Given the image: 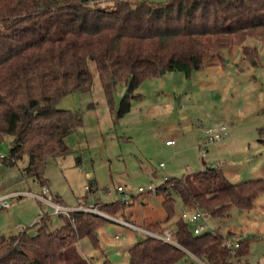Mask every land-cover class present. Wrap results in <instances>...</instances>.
Instances as JSON below:
<instances>
[{"label":"trees","instance_id":"trees-1","mask_svg":"<svg viewBox=\"0 0 264 264\" xmlns=\"http://www.w3.org/2000/svg\"><path fill=\"white\" fill-rule=\"evenodd\" d=\"M0 0V144L10 147L0 165L10 168L23 158L21 177L47 187L44 172L70 153L67 136L82 126L79 112L59 109L60 100L91 91L95 66L107 104L113 106L116 85L127 87L117 116L130 111V93L160 72H182L188 78L223 49L239 46L255 64L264 45V0ZM162 197V221L149 224L159 233L174 229V239L207 264H241L249 256L250 240H239L229 253L224 235L215 229L194 235L181 217L174 219L175 199L184 208H198L224 221L233 209L255 207L264 195V178L231 183L219 168H205L166 179L156 188ZM56 201L59 202L56 198ZM122 201L100 205L113 216ZM51 228L42 214L32 227L0 235V264H87L79 250L82 238L98 248L97 230L106 221L90 213H75L74 225ZM264 243V238L261 239ZM129 264H175L180 249L145 237L127 251ZM100 264H110L104 261Z\"/></svg>","mask_w":264,"mask_h":264},{"label":"rangeland","instance_id":"rangeland-1","mask_svg":"<svg viewBox=\"0 0 264 264\" xmlns=\"http://www.w3.org/2000/svg\"><path fill=\"white\" fill-rule=\"evenodd\" d=\"M99 2L106 5V0ZM244 44L259 50L255 64L247 62L240 47L233 45L188 78L182 72L159 74L130 93V111L121 118L117 113L127 87L115 86L110 107L91 64V91L68 95L57 105L81 113L82 126L65 139L70 153L52 161L44 172L51 195L66 207L93 206L103 215L148 228L165 218L162 197L155 192L140 193L139 188L156 190L166 179L200 171L201 162L224 167L233 184L264 178V45L253 39ZM219 125L226 127V138L206 145L201 159L199 147L207 141L204 132ZM167 141L174 145L166 146ZM10 142L5 138L0 144V157L8 153ZM26 165V158L10 168L0 165L1 193L38 191L36 185L22 180ZM118 187L129 199L121 213L110 216L100 205L120 201ZM256 202L261 211L264 195ZM8 203L7 209L0 208V235L32 227L42 214L50 215L52 229L64 222L31 198ZM175 203L173 220L184 211L178 199ZM239 212L233 209L224 221L207 218L208 231L219 229L226 236L229 226L238 234L246 226L249 234L243 239L250 240L249 256L242 264H264V210L258 222L246 220ZM104 219L97 230L98 248L82 238L78 242L81 256L87 264H129L128 248L144 236ZM228 237L238 239L233 232ZM175 264L192 261L184 256Z\"/></svg>","mask_w":264,"mask_h":264},{"label":"built area","instance_id":"built-area-1","mask_svg":"<svg viewBox=\"0 0 264 264\" xmlns=\"http://www.w3.org/2000/svg\"><path fill=\"white\" fill-rule=\"evenodd\" d=\"M206 134V142L203 143L199 147V152L201 155V158L205 155V146L208 144H214L217 142H220L223 140L226 136V127L224 125L214 126L209 128L205 131ZM174 141H167L166 145H173ZM163 167V165H161ZM118 193L122 195V198L120 201L127 204L129 197L125 196L123 193V188L118 187L116 189ZM140 193L144 192H155V189L153 187H149L148 190H144L142 188H139ZM108 193H111V190H108ZM23 197L31 198L38 203L43 204L44 206L48 207L52 213L56 216H63L66 219L70 221L72 225H74V214L75 213H90L97 216H102L103 218H107L109 220H113L120 225L130 229L131 231L135 232L136 234L143 235L145 237H150L153 239H156L158 241H161L165 244L171 245L177 249H180L183 251L185 256L192 261V264H207L206 262L202 261L198 257H196L194 254L189 252L188 250L184 249L181 245H179L175 239H174V229L172 227L166 228L162 232L156 233L148 228H144L142 226L133 224L131 222L115 219L112 217H108L106 215H103L97 209L93 206H87L84 207L78 206L77 208H69L65 205L61 204L60 202L56 201L54 197L51 195L47 187H41L37 192L33 191H14L10 193H1L0 192V208L7 209L10 205L8 203L9 200H17ZM181 219L186 222L192 229V232L194 235H200L203 232L208 231L210 229V225L207 222V218H209V215L206 212H203L202 210L198 208H194L192 213H188L183 211L181 214ZM223 244L225 248L228 250L229 253H233L235 249L239 247V239H230L229 237H224Z\"/></svg>","mask_w":264,"mask_h":264},{"label":"crops","instance_id":"crops-1","mask_svg":"<svg viewBox=\"0 0 264 264\" xmlns=\"http://www.w3.org/2000/svg\"><path fill=\"white\" fill-rule=\"evenodd\" d=\"M264 133V131H263ZM205 134V132H204ZM206 135V134H205ZM226 138V137H225ZM166 145V144H165ZM174 145V144H173ZM173 145H166V146H173ZM202 159V158H201ZM212 161V160H211ZM201 167L200 168V171L204 170L205 168H219L223 171L224 175L228 178V175L227 173H229L224 167L222 166H219V164H206L204 162H201ZM229 180V179H228ZM38 188V187H37ZM39 190V188H38ZM260 205L257 204V202H255V207L251 210H248V211H243V212H239V215L240 216H243L244 218H246V216L248 217V221H251L253 219V221L255 220V222H258V219H260L263 215H262V211L264 210V205L262 206L263 209L260 211L258 208H259ZM183 210L185 212H188V213H192L193 212V209L192 208H184L183 207ZM259 210V211H258ZM250 218V219H249ZM257 220V221H256ZM228 232H233L236 237H238L239 240H244L243 237H246L248 234H249V231H248V228L246 226L243 227V229L239 232L235 230L234 226L231 225L229 226L228 230L226 231V236L225 237H228ZM10 235H13V234H10ZM241 235V236H240ZM231 237V236H230ZM235 237V236H234ZM131 247V246H130ZM129 249V248H128ZM234 264H237V263H234ZM242 264V263H241Z\"/></svg>","mask_w":264,"mask_h":264},{"label":"water","instance_id":"water-1","mask_svg":"<svg viewBox=\"0 0 264 264\" xmlns=\"http://www.w3.org/2000/svg\"><path fill=\"white\" fill-rule=\"evenodd\" d=\"M163 72H160L159 74H162Z\"/></svg>","mask_w":264,"mask_h":264}]
</instances>
